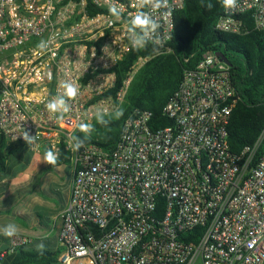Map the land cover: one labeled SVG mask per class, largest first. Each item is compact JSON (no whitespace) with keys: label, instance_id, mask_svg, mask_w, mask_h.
Returning <instances> with one entry per match:
<instances>
[{"label":"built area","instance_id":"obj_1","mask_svg":"<svg viewBox=\"0 0 264 264\" xmlns=\"http://www.w3.org/2000/svg\"><path fill=\"white\" fill-rule=\"evenodd\" d=\"M187 1L168 0L171 15L153 14L160 44L148 45L157 53L170 51L175 14ZM113 3L122 6L120 20L108 11ZM133 3L0 0V134L8 146L58 150L73 165L59 264H264V152L256 159L260 141L238 154L230 149L236 90L230 65L215 52L184 71L163 109L171 125L153 130L151 113L136 110L113 150L93 143L70 148L79 124H93L96 108L120 107L148 60L139 57L116 96H104L116 82L112 69L135 49L127 37ZM215 29L256 30L264 39V0L224 8ZM41 40L46 51L37 48ZM66 80L79 93L58 119L46 103L63 94ZM23 131L36 136L34 143L24 141ZM31 241L18 233L0 260Z\"/></svg>","mask_w":264,"mask_h":264},{"label":"trees","instance_id":"obj_2","mask_svg":"<svg viewBox=\"0 0 264 264\" xmlns=\"http://www.w3.org/2000/svg\"><path fill=\"white\" fill-rule=\"evenodd\" d=\"M211 3L209 9L206 5ZM221 0H188L175 14V30L169 43L170 51L157 53L148 45L134 49L120 61L112 71L116 74L113 88L104 96H116L124 80L139 57L148 60L133 75L120 107L123 116L103 126L94 119L95 131L85 143H93L106 151L116 146L126 119L136 110L151 113L149 122L153 130L171 125L163 115V109L178 88L184 71L194 68L203 54L212 51L220 53L230 65L237 103L228 125V142L233 153H240L246 146L260 141L256 153L259 159L264 152V39L263 34L251 30L244 35L219 32L215 24L223 13ZM89 11H97L89 6ZM223 61V60H222ZM225 62V61H224ZM75 136L84 137L77 131ZM7 142L0 134V174L7 168L9 153ZM59 251L19 249L10 264H54L58 262Z\"/></svg>","mask_w":264,"mask_h":264},{"label":"crops","instance_id":"obj_3","mask_svg":"<svg viewBox=\"0 0 264 264\" xmlns=\"http://www.w3.org/2000/svg\"><path fill=\"white\" fill-rule=\"evenodd\" d=\"M45 149L34 151L26 146H8L6 170L0 174V226L9 222L19 227V233L32 239L25 250L59 251L58 233L67 207L73 171L63 166L62 157L55 165L43 162ZM10 238L0 235V254L8 251ZM14 254H6L0 264H10ZM59 264V262L54 263Z\"/></svg>","mask_w":264,"mask_h":264},{"label":"clouds","instance_id":"obj_4","mask_svg":"<svg viewBox=\"0 0 264 264\" xmlns=\"http://www.w3.org/2000/svg\"><path fill=\"white\" fill-rule=\"evenodd\" d=\"M222 6L230 11H235L238 7V0H221ZM209 9L212 4L206 5ZM132 7L137 9L135 13L130 14V20L128 21L127 37L131 46L137 50L144 49L148 46L149 42L154 45L160 44V36L157 33V29L160 27L158 20L154 17V13L160 9H165L166 15H171L170 6L168 0H134ZM122 6H118L113 3L110 5L108 11L111 16L116 20H120L122 17ZM147 8L149 11H145ZM37 48L41 51H46L48 43L45 40H41L37 44ZM153 51H158L154 48ZM212 59L207 58V63L212 64ZM60 87L63 89V94L52 97L46 103V108L49 113L56 115L58 119H63L64 115L70 112V105L68 100L75 99L79 93V86L75 81L66 80L61 83ZM67 98V99H66ZM124 114L122 107H114L111 111L107 108H96L94 112V118L98 124L107 126L113 119H120ZM80 132L84 133V137L73 136L70 137L72 143L69 145L73 151H79L85 143V140L89 139L92 133L95 131V127L91 123H80ZM22 137L24 141L30 145L34 143L36 136H30L27 131H23ZM16 139V138H15ZM60 159V153L58 150L47 149L44 153L43 162L48 165H55ZM19 227L15 223L9 222L0 226V235L4 237L12 238L18 235ZM37 251L42 255L45 250L44 243L36 245Z\"/></svg>","mask_w":264,"mask_h":264},{"label":"rangeland","instance_id":"obj_5","mask_svg":"<svg viewBox=\"0 0 264 264\" xmlns=\"http://www.w3.org/2000/svg\"><path fill=\"white\" fill-rule=\"evenodd\" d=\"M63 166L65 170L68 172V174H71V172L73 171V165L70 159L64 160Z\"/></svg>","mask_w":264,"mask_h":264},{"label":"water","instance_id":"obj_6","mask_svg":"<svg viewBox=\"0 0 264 264\" xmlns=\"http://www.w3.org/2000/svg\"><path fill=\"white\" fill-rule=\"evenodd\" d=\"M217 55H218V57H219L221 60L227 62L226 59L222 56V54L218 53Z\"/></svg>","mask_w":264,"mask_h":264}]
</instances>
